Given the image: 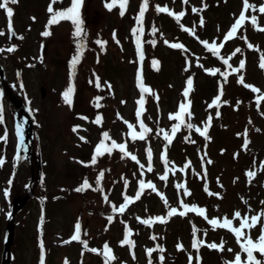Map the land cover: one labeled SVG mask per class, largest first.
Listing matches in <instances>:
<instances>
[{
  "label": "rangeland",
  "instance_id": "1",
  "mask_svg": "<svg viewBox=\"0 0 264 264\" xmlns=\"http://www.w3.org/2000/svg\"><path fill=\"white\" fill-rule=\"evenodd\" d=\"M51 2L18 0L15 5L9 4L14 12L12 23L16 34L12 40L8 39L6 14L0 10V31L5 33L0 36V49L15 47L11 53L0 52V66L15 96L31 109L34 128L32 143L26 150L14 133L13 107L0 85V108L4 120L0 124V135L7 131V141H0V157L5 160L0 166V261L12 199L29 194L31 189L32 194L28 195L15 216L11 264H39L41 241L44 244V264H104L102 249L105 243L115 257L110 264H148L149 259L152 264H188L189 255L193 256V264H196L197 253L191 247L193 225L197 229L196 238L205 244H219L221 239L225 242L222 252L202 246L199 250L200 264L232 261L235 253L240 251L234 236L223 229L213 231L207 221L195 213L173 216L163 224H140L137 217L148 219L167 213L164 202L151 190L146 189L123 214L114 213L112 209L124 202L122 194L135 197L140 179L154 183L167 199L168 207L182 211L180 201L183 200L206 209L209 219L231 218L237 210L242 215L246 212L254 215L264 209V204H261L264 201V100L259 104L256 100L264 93V69L259 67L261 57H264V32L246 22L238 31L237 38L221 48L220 55L224 57L230 56L237 47L241 48V52L229 60L233 68L239 67L241 59L245 61V68L236 73H232L222 60L212 56L201 43L215 41L219 45L223 41L224 34L242 10V0H188L187 4L183 0H148L141 36L142 62L136 56L131 34L142 0H129L123 17L119 14V5L112 11L104 7L111 0H83L81 16L87 36L82 41L83 51L75 69L70 67L78 42V38L72 36L73 25L61 21L47 27L51 33L49 36L41 35L52 15L47 11ZM249 3L259 6L264 0H249ZM69 6L70 0H59L53 4V10ZM156 6H167L175 13L184 11L185 16L178 23L167 13L158 14ZM193 7L202 11L193 13ZM252 15L257 16L258 27H264V14L248 10L246 16ZM201 17L204 20L202 27L199 23ZM180 25L194 28L196 35L183 31ZM153 26L158 29L155 35L151 34ZM240 37H246L253 48H248ZM98 39L105 42L103 49L95 43ZM152 39L156 40L155 46L147 42ZM165 40L183 44L184 49L170 48ZM153 60L159 62L158 70L152 67ZM137 68L142 71L143 83L153 93L145 94V110L141 117L152 131L146 140L133 142L128 135L127 123L139 131L135 116L136 100L140 96L135 81ZM212 68L230 73L222 85L218 109L208 108L221 88L216 80L220 73L212 76L206 71ZM70 73L75 88L71 107L63 102L62 97L68 87ZM240 76L261 93H253L239 84ZM97 77L100 88L95 86ZM189 77L193 80V90L188 98L192 113L188 122L195 127L191 130L182 127L172 144L167 146L169 167L174 165L177 171L174 175L169 172V179L165 182L158 178L164 173L160 155L166 144L159 130L170 133L175 121H169L168 116L184 102L182 92ZM90 80L93 83L90 84ZM108 85H111V90ZM97 96L103 97L99 101L100 108L93 106ZM217 111L220 112L219 117L216 116ZM97 115L102 117L99 125L92 123ZM81 116L87 120L80 119ZM209 116L212 117L208 129L210 139L205 141L195 128L203 129V122ZM74 126H79L77 132L72 131ZM245 131L249 141L246 149L242 147ZM103 132L109 133V140L105 142L108 146L112 140L125 143L126 150L137 157L145 166L144 170L130 157L121 159L122 154L115 149L111 155L105 154L91 165V156ZM185 137H189V141ZM147 149L152 152V172L146 170ZM38 156L39 176L36 174ZM208 160L212 163L208 164ZM186 162H191L190 167L183 172L178 171ZM250 170L256 171L251 183L246 176ZM101 171L104 172L100 183L102 192L91 189L80 193L74 191L85 178L95 188L96 177ZM187 179L196 184L189 186ZM125 180L128 181L127 188ZM179 183L185 184L190 196H183V189L178 192L175 185ZM205 186L219 196H209L204 191ZM5 190L9 193L7 198L3 195ZM105 195L108 196L107 203L103 199ZM109 215L113 216L111 222L107 220ZM77 222L81 225L80 240L87 243V248L80 241L70 240ZM234 224L238 226V221ZM125 225L131 233L129 239L134 242L131 249L120 244ZM251 235L254 239L258 237L259 228L252 230ZM177 244H182L183 250H177ZM158 245L164 251H156L149 258L146 249ZM91 248L100 251L93 253L88 250ZM229 248L233 252H229ZM254 255L264 259L259 253ZM160 256L164 257L163 261ZM241 259H246V254L241 253Z\"/></svg>",
  "mask_w": 264,
  "mask_h": 264
},
{
  "label": "snow or ice",
  "instance_id": "2",
  "mask_svg": "<svg viewBox=\"0 0 264 264\" xmlns=\"http://www.w3.org/2000/svg\"><path fill=\"white\" fill-rule=\"evenodd\" d=\"M59 2V0H52L51 3H49L47 11L51 13L50 19H48L47 25H46V30L41 33L42 36L47 37L51 33L47 30V27L50 25L58 24L61 21H67L70 22L73 27L74 31L72 32V36L74 38H78L77 42V51L76 55L73 56L72 60L70 61V67L72 69H75L76 65L80 62L81 58V53L83 51V43L82 41L86 38L87 33L84 28V20L82 19L81 16V7L83 4V0H70V6L66 9L59 10V11H54L53 10V4ZM129 0H111L110 3H105L104 7L108 11H112L114 7L119 5V14L121 17L125 15V9L126 6L128 5ZM18 3V0H0V10H3L6 14L7 18V29L9 33V38L12 36H15V32L13 30V23H12V17L14 15L13 8L9 7V4L15 5ZM184 4L188 3V0H183ZM148 8V0H142V3L139 6V13L135 16V26L132 27L131 29V34L134 38V43H135V52L136 56L139 61L144 60V52L142 48V41H141V36L143 35L144 28V15L145 12ZM252 10L254 12H259L260 14H264V3H261L259 6H256L254 4L249 3V0H242V10L239 13V16L235 19L234 23L231 24L230 29L224 34L223 36V41L218 45L215 41L209 43L208 41H201L203 44L204 48L207 49L212 56L219 58L222 60L223 64L227 66V68L231 69L232 73L239 72L240 70L245 68V61L241 59L239 61V67L238 68H233L231 64H229V60L232 58V56H235L237 53L241 52V48L237 47L230 56L224 57L220 55V50L221 48L224 47L225 43L237 38V33L238 31L244 26L246 22H250L251 25L256 28L260 32H264V27H258L257 25V16L252 15V16H246V13L248 10ZM156 12L159 13H167L169 16H172L175 18V20L179 23L182 17L185 16L184 11H180L179 13L172 12L167 6L161 7V6H156ZM198 11H202V9H197L195 7L192 8L193 13H197ZM35 19V18H33ZM200 26L202 27L204 25V20L201 17L200 19ZM183 31L188 32L189 34H194L195 29H189L184 27L183 25H180ZM158 29L153 26L151 29V34L155 35ZM5 33L3 31H0V36L4 35ZM113 36L115 38V33H113ZM20 39H23V37H19ZM241 39H244L245 42L247 43V38L246 37H240ZM118 42V41H117ZM148 43L152 44L153 46L156 45V40L152 39L147 41ZM95 43L103 49L105 42L102 40H96ZM164 43L169 46L170 48L173 49H184V45L180 43H169L167 40L164 41ZM248 48H253V45L251 43H247ZM7 51L9 53L15 51V47H8L7 49H0V52ZM152 67L156 70H158V61L153 60L152 62ZM259 67L261 69H264V57H261V62L259 64ZM187 71V68L185 69ZM206 71L212 75L216 76L217 73H220V75L224 78L225 82H227L229 72H220V69L218 68H212V69H206ZM135 81H136V87L139 89L140 96L139 99L136 100V111H135V116L136 120L139 124V131L134 130V125L131 123H127L128 127V135L130 139L135 142L137 140L139 141H144L147 138V134L152 131V129L148 128L143 120L141 119L142 114L144 112V104H145V94L152 95V90L147 87L143 83V78H142V71L140 68H137L136 76H135ZM239 84H242L243 87L251 89L253 93H261V90L253 87L252 85H249L244 82V77L240 76V78L237 81ZM89 83H93V81H89ZM95 86L97 88H100V82L99 78L97 77L96 84ZM23 87V85H21ZM109 90H111V85H108ZM193 90V80L192 77H189L186 81V87L183 89L182 95L184 97V102H181L178 105L177 111L174 113H170L168 116L169 121H175L171 125V130L170 133L165 131L164 129H160L159 132L163 133V140L166 141L165 145V151L161 153L160 155V160L164 164V173L162 175H159V180L161 181H168L169 179V172H171L173 175L176 173L177 169L173 165L172 167H169L170 162L167 159L166 156V149L168 145L172 144L173 138L176 135L177 132L181 130V128H187L189 130L193 129L195 126L188 122L192 118V113L190 111L191 107V102L188 99L190 92ZM75 91L74 85L72 83V73H70L69 76V84L67 89L62 93L63 97V102L68 105L69 107L72 106L73 104V93ZM223 94L222 86L219 90V94H217L211 101V103L208 104V108H219L221 104V96ZM103 99V97L97 96L94 98L93 101V106L96 108L102 107V105L99 103V101ZM158 100V97H157ZM257 103L261 100H264V93H261L256 97ZM123 103V101H122ZM226 103V102H225ZM239 103V102H238ZM216 116H220V112H216ZM80 119L82 120H87V117L81 116ZM211 121L212 117L209 116L206 121H204V126L203 129L196 127L195 131L199 133L200 136H202L205 141L209 140L210 137L208 136V129L211 126ZM102 122V117L100 115H97L95 119L92 121L93 124L99 125ZM251 123V121H249ZM4 123L3 116H2V108H0V124ZM79 126H74L72 131L77 132ZM16 133L18 137H21V144L23 143L22 141V129L20 125L16 126ZM240 135V134H238ZM245 139L244 143L242 145L243 148H247L249 141L247 139V131L243 134ZM82 141L85 140L84 137H80ZM109 140V133L108 132H103L102 133V139L97 143L95 146L94 152L91 156L90 164L95 165L97 163V160L99 157L104 156L105 154L111 155L113 150H119V152L122 154L121 159H124L125 157H130L131 160L135 161L141 170H144L145 166L140 163V161L137 159V157L133 154H131L129 151L126 150V145L125 143H117L115 140L111 141V146H108L105 142ZM186 141H189V137H185ZM0 141H7V131H5L4 135H0ZM192 143H195V141H190ZM19 147V145H18ZM147 159H148V165H147V171L152 172L153 167H152V152L151 149H147ZM5 163V160L3 157H0V166H2ZM84 163V162H81ZM208 164H211L212 161L208 160ZM191 162H186L183 166V168L178 169V171L183 172L185 169L190 167ZM85 166H88L87 164ZM203 166V162H202ZM205 177H206V171H205ZM104 176V172L101 171L99 175L96 177L95 183L96 187L93 188L92 185L89 183L87 178L83 180V182L74 189L77 193L84 192L85 190L91 189L93 191H103V189L100 187L101 180ZM141 176H143V171H141ZM246 176L249 178V182L251 183L252 178L256 176V171H247ZM123 179V178H122ZM9 184L12 183L11 180L8 181ZM125 188H127L128 181H124ZM175 187L177 188L178 192L180 189H183V196L187 197L191 195V192L187 189L185 184L179 183L176 184ZM222 187V185H221ZM151 190L152 192L156 193L160 199L164 202L165 207L167 208V213L165 216H155V217H150L148 219H141L137 217V220L139 221L140 224L146 225V226H151L154 223H166L167 220L173 216H181L184 217L188 213H195L197 216L204 218L207 221V224L211 226V229L213 231L217 229H223L226 230L228 233H231L234 238L236 244L239 246L240 251L236 252L234 255V259L232 261H224V264H264V259H258L254 253H259L260 257H264V209L261 211L257 212L254 215H249L247 212L244 213L243 215L239 210L235 211L231 218L228 216L224 217H216V218H211L209 219L208 216L206 215V209L202 207H198L196 205H189L187 203H184L183 200L180 201V207L183 209L182 211H178L176 207H168V201L167 199L163 196L162 193H160L154 183L151 181L145 182V180L140 179L138 181V190L135 193V197L128 196L126 194L123 195V200L124 202L119 205V207L113 206L112 211L114 213H120L123 214L127 207L134 202V200H139L144 193L145 190ZM204 191L207 192L209 196H219V193H213L208 191L207 186H205ZM8 190H5L3 192V195L5 198L8 197ZM104 201L107 203L108 202V196L105 195L103 197ZM246 203V202H245ZM261 204H264V201H261ZM9 213V217H10ZM107 220L111 222L113 220V216L109 215L107 217ZM235 221H238V226L234 224ZM41 222H43V216H41ZM259 228V235L255 239L252 237L251 232L252 230ZM196 233L197 229L195 225H193V239L191 243L192 249H194L197 253L195 257L196 264H200V256H199V250L202 246H206L209 249L212 250H217V251H223L224 250V240L221 239L220 243L217 244L215 242L205 244V242L202 239H197L196 238ZM80 234H81V225L79 222L75 224V231L74 234L71 236L70 240L71 241H80L85 248H87V243L85 241L80 240ZM86 234V233H85ZM130 230L128 229L127 225H125V230H124V236L123 239L120 241L121 246L127 245L131 249L134 247V242L129 239L130 236ZM206 234V233H205ZM152 239H155V237H151ZM70 241H64V243H69ZM39 247L41 249L40 253V259H39V264H44V244L43 241L40 242ZM177 250H183V245L182 244H177ZM89 251L93 253H98L100 250L96 248H91L88 249ZM229 252H233V249L229 248L227 249ZM156 251L163 252L164 249L160 247L159 245L156 248H148L146 249V254L149 258H151L152 254ZM241 253L246 254V259L242 260L241 259ZM102 255L104 257V264H110V262L115 259V257L112 254V249L109 247L107 243L103 245L102 249ZM133 258L134 255H133ZM159 259L161 261L164 260L163 256H160ZM67 264V262H66ZM148 264H152L151 259H149ZM188 264H193V256L189 255L188 257Z\"/></svg>",
  "mask_w": 264,
  "mask_h": 264
},
{
  "label": "water",
  "instance_id": "3",
  "mask_svg": "<svg viewBox=\"0 0 264 264\" xmlns=\"http://www.w3.org/2000/svg\"><path fill=\"white\" fill-rule=\"evenodd\" d=\"M12 36L10 39H12ZM0 80L2 85L4 86L5 95L8 97L9 101L13 104L14 108L12 113L14 115V128L16 131V126L20 125L22 129V140L24 145L28 143V141L32 138L33 127L31 122V112L28 107H26L18 98H16L12 92V89L7 85V82L4 80V72L0 68ZM222 82V81H220ZM42 96L44 95L43 88L41 89ZM28 199V195L23 196L22 198L16 197L12 201V210L11 215L8 219L6 228H5V235L3 241V251H2V258L0 264H10L11 261V253H10V246L13 243L14 238V218L15 215L20 211L22 205Z\"/></svg>",
  "mask_w": 264,
  "mask_h": 264
}]
</instances>
